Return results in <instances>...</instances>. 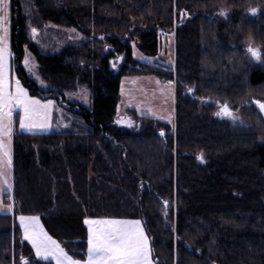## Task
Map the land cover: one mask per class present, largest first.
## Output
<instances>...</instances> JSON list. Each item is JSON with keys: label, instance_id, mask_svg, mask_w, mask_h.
Masks as SVG:
<instances>
[{"label": "trees", "instance_id": "trees-1", "mask_svg": "<svg viewBox=\"0 0 264 264\" xmlns=\"http://www.w3.org/2000/svg\"><path fill=\"white\" fill-rule=\"evenodd\" d=\"M10 13L12 73L66 113L58 132L13 134L0 264H53L23 240L20 215L140 220L157 264H264V143L213 116L225 103L254 108L264 69L242 42L250 34L264 53V0H10ZM163 29L174 32L173 70L133 57L135 42L155 56ZM25 51L46 91L24 68ZM140 75L175 83L174 129L115 120L121 80ZM80 87L91 108L65 101Z\"/></svg>", "mask_w": 264, "mask_h": 264}, {"label": "snow or ice", "instance_id": "snow-or-ice-1", "mask_svg": "<svg viewBox=\"0 0 264 264\" xmlns=\"http://www.w3.org/2000/svg\"><path fill=\"white\" fill-rule=\"evenodd\" d=\"M9 7L10 0H0V192L11 191L5 169L10 167L12 162L10 143L16 123L14 115L18 118L21 130L28 132L47 130L52 127V114L58 108L53 100H42L30 95L29 90L19 79L14 81L13 86L9 78V59L12 56L8 45ZM251 12L255 15L257 10L253 8ZM220 15L226 16L227 13L221 11ZM31 32L35 38L37 29L31 28ZM133 47L135 48L134 45ZM246 52L253 61L264 63V53L258 47L249 44ZM24 65L26 67L29 65L27 57L24 59ZM115 66L113 63V67ZM34 67L35 65L29 68V75L35 76L36 80L40 81V77L33 71ZM40 83L42 87H47L43 81ZM80 99L87 102L86 91L82 93ZM254 103L261 112H264V102L256 100ZM216 115L229 117L234 121L238 119L226 103L220 105V111ZM160 135H164L162 130ZM199 158L202 160L203 156ZM167 204L168 202L165 201L166 206ZM11 207L10 205L9 211ZM19 221L23 230V240L31 244L36 257L41 261H54L55 264H153L149 237L140 220L86 217L83 221L88 230L86 259H77L69 255L43 229L38 216L20 215ZM21 264H30V262L21 257Z\"/></svg>", "mask_w": 264, "mask_h": 264}, {"label": "rangeland", "instance_id": "rangeland-1", "mask_svg": "<svg viewBox=\"0 0 264 264\" xmlns=\"http://www.w3.org/2000/svg\"><path fill=\"white\" fill-rule=\"evenodd\" d=\"M223 11L227 13L226 10ZM10 21H11V13L9 7V25H8L9 50H10V25H11ZM31 28H35V26L29 27L28 38L31 41H35L39 43L40 42L39 32L37 31L35 38H33ZM66 33L67 34L73 33L76 37H78L77 34H75L74 31L72 30H68L66 31ZM48 37L49 35H46L45 39L47 40ZM242 43L244 44L246 49L249 44H251L253 47H258L260 49V47L253 41L252 36L250 34H246L244 36ZM135 44L134 46H136ZM41 47H42L40 49L41 51L47 49V46H44L42 44ZM26 57L29 60L28 67L24 65V59ZM133 57L140 63L154 64L156 66L162 67L163 69L173 70L175 66L174 32H168V30L166 29H163L160 32L159 50L155 56L145 55L142 52L138 51L136 47L135 48L133 47ZM24 59H23V66L26 69L28 75H29V68L32 67L33 65H35L33 71L36 73V75H38L37 64L35 63L33 57L27 51H25ZM10 61L11 58L9 59V69H10L9 78L12 80L14 86V81L18 78L11 71ZM114 63L116 66H118L116 62ZM253 63L259 68L264 69V63H258L255 61H253ZM30 77H32L37 82L38 88L40 90L42 91L47 90L46 87L41 86L40 83V81H42L41 79L40 81H37L35 76H30ZM157 81H159V83H157ZM168 82L169 81H162L151 75L124 77L121 80V84H120L119 103L117 105L115 120L117 122L119 121L118 123H120L121 125H127L128 123H132L133 126H137V124L140 123L142 117H147V118L155 119L159 122L166 123L172 127L174 124V117H175V83L173 82L172 84H169ZM84 91H86L87 93V102H84L82 99H80V96ZM43 95H47V93ZM35 97L42 100H53L55 101L56 105H58V108L54 110L52 114V127L47 130H36L34 132L21 130L19 128L18 118L15 117L14 115V118L16 119V123L14 125L13 134L15 133V131L26 134L53 133L60 131L61 128L64 126L65 124L64 118L66 111L59 105V102L52 97L44 98L42 95ZM249 99L251 101L259 100L261 102H264V84H259L255 86L253 89V94ZM65 101L83 108H91V92L86 87H80L74 92L66 93ZM229 108L232 110L235 116L238 117V119H236L235 121L229 117L217 116L216 113L220 111V108H217L213 116L227 123L229 129L232 132L252 133L256 136L258 142L264 143V119L256 111V109L250 107L248 104H245V106L242 105L236 109H233L231 106H229ZM169 119H171V123H169ZM12 138L10 143L11 161H12ZM4 159L6 160V157ZM5 173L7 176L8 184L11 185V190H12L13 187L12 162H11V166L5 169ZM7 192L8 191L0 192V209H3L0 210V214H9L12 213L13 210V207H11V211L8 210L9 206L10 205L12 206L11 203L3 202V196ZM40 219L42 221L43 228L47 232H50L52 234H54L55 232H61L63 229L67 228V226L69 227L72 223L69 222V220L61 217H40ZM75 224L76 225L74 224L71 225L72 229L75 230L74 234L75 233L79 234L81 230L82 231L84 230V226L81 222H77V223L75 222ZM80 234L83 233L81 232ZM76 239L81 240L82 237L77 236ZM77 243L78 246L82 244L79 241ZM79 249L81 250V248ZM85 250L87 249L85 248L82 249L83 253H81L79 257H82L83 255L86 254Z\"/></svg>", "mask_w": 264, "mask_h": 264}, {"label": "crops", "instance_id": "crops-1", "mask_svg": "<svg viewBox=\"0 0 264 264\" xmlns=\"http://www.w3.org/2000/svg\"><path fill=\"white\" fill-rule=\"evenodd\" d=\"M7 193H11V192H7ZM39 217V216H38ZM40 218V217H39ZM93 219H96V218H93ZM69 220V222H72V224L76 225L75 222H81L84 226V230L81 232L83 234H74L75 230L72 229V226L70 225L69 227L67 226V228L63 229L61 232H55L54 234L50 233V232H47L44 228V230L48 233V235H50L54 240H56L60 246L69 254V255H72L74 258H77V259H86V254L83 255L82 257H79V255L81 253H83L82 249H87V238H88V230H87V226L83 223L84 219H67ZM80 220V221H78ZM17 222L20 226V221H19V216L17 217ZM40 224L42 225V221L40 219ZM43 227V226H42ZM21 228V227H20ZM21 231H22V236H23V230L21 228ZM79 236V237H82L81 240L79 239H76V237ZM27 241V240H26ZM81 242L82 244L78 246V243L77 242ZM28 242V241H27ZM29 243V242H28ZM30 244V243H29ZM83 245V246H82ZM31 246V244H30ZM32 247V246H31ZM81 248V250L79 248ZM34 251V250H33ZM87 250H85L86 252ZM34 254H35V251H34ZM36 256V255H35ZM152 258V257H151ZM152 261H153V264H157L155 262V260H153L152 258ZM53 264H55L54 261H51Z\"/></svg>", "mask_w": 264, "mask_h": 264}, {"label": "water", "instance_id": "water-1", "mask_svg": "<svg viewBox=\"0 0 264 264\" xmlns=\"http://www.w3.org/2000/svg\"><path fill=\"white\" fill-rule=\"evenodd\" d=\"M180 18H182V16L180 17ZM44 98L45 97H50V95L49 94H47V95H42ZM254 101H256V100H252L251 101V104L254 106V108L256 109V111L262 116V118L264 119V112H261L260 110H259V108L256 106V104L254 103ZM156 263H157V261H155Z\"/></svg>", "mask_w": 264, "mask_h": 264}]
</instances>
